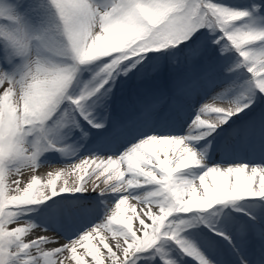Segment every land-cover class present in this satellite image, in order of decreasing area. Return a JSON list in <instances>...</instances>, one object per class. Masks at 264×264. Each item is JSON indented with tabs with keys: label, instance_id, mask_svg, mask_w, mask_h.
Segmentation results:
<instances>
[{
	"label": "snow or ice",
	"instance_id": "obj_1",
	"mask_svg": "<svg viewBox=\"0 0 264 264\" xmlns=\"http://www.w3.org/2000/svg\"><path fill=\"white\" fill-rule=\"evenodd\" d=\"M0 264H264V0H0Z\"/></svg>",
	"mask_w": 264,
	"mask_h": 264
},
{
	"label": "rangeland",
	"instance_id": "obj_2",
	"mask_svg": "<svg viewBox=\"0 0 264 264\" xmlns=\"http://www.w3.org/2000/svg\"><path fill=\"white\" fill-rule=\"evenodd\" d=\"M52 167H60V165L59 164H53L52 165ZM51 170V168H49L48 166H44V167H41L40 169H39V172L41 173L42 171H45V173L47 172V171H50ZM25 178H27V173L25 174Z\"/></svg>",
	"mask_w": 264,
	"mask_h": 264
},
{
	"label": "bare ground",
	"instance_id": "obj_3",
	"mask_svg": "<svg viewBox=\"0 0 264 264\" xmlns=\"http://www.w3.org/2000/svg\"><path fill=\"white\" fill-rule=\"evenodd\" d=\"M244 158H254V159H256L257 161H259V158H258V157L256 158V156H255V157H249V156H245V155H244ZM41 173H45V171H42Z\"/></svg>",
	"mask_w": 264,
	"mask_h": 264
}]
</instances>
